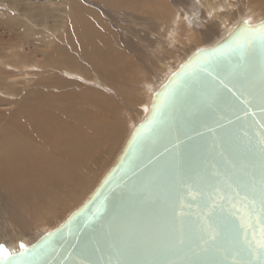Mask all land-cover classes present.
Returning <instances> with one entry per match:
<instances>
[{"label": "water", "instance_id": "water-1", "mask_svg": "<svg viewBox=\"0 0 264 264\" xmlns=\"http://www.w3.org/2000/svg\"><path fill=\"white\" fill-rule=\"evenodd\" d=\"M264 19L241 18L150 98L111 168L18 264H264Z\"/></svg>", "mask_w": 264, "mask_h": 264}, {"label": "rangeland", "instance_id": "rangeland-1", "mask_svg": "<svg viewBox=\"0 0 264 264\" xmlns=\"http://www.w3.org/2000/svg\"><path fill=\"white\" fill-rule=\"evenodd\" d=\"M7 1L0 0V128L11 129L9 122L15 107L33 88H42L46 93L53 91L54 94L55 88H67L63 91H73V95L60 104L63 108H70L73 103L83 112L102 97L121 105L117 108L118 119L114 118V122L120 124V131L113 148L110 147L108 154L97 150V146L88 150L92 174L89 182L69 204L47 216L46 221L35 224V228L26 233L24 246L63 222L95 189L116 160L132 127L143 119L145 106H140L145 101V92L155 91L159 83L165 81L168 74L192 52L210 46L223 36L226 30L220 31V36L212 40L198 44L192 42L194 37L201 40L205 33L206 28H202L200 22L207 18V4L214 3L215 13H228L232 23L241 18L250 23L264 19L263 0H207L209 3L198 0L192 8L188 0L182 4L172 0H115L122 2L123 6L118 9L103 3V0ZM89 16L99 18L104 28L103 38L106 45L111 46L108 60H105L106 54L103 55L102 51L89 55L71 51L72 41L75 40L70 37L73 20ZM207 25L209 23L203 27ZM67 58L72 63L66 61ZM144 80L147 84L143 89ZM83 121L79 120L80 123ZM93 153L97 154L91 157ZM0 200V245L8 241L14 243L20 228L8 213L7 203L10 204L11 198L1 188ZM20 245L11 247L8 252L21 249Z\"/></svg>", "mask_w": 264, "mask_h": 264}, {"label": "bare ground", "instance_id": "bare-ground-1", "mask_svg": "<svg viewBox=\"0 0 264 264\" xmlns=\"http://www.w3.org/2000/svg\"><path fill=\"white\" fill-rule=\"evenodd\" d=\"M173 1L179 4L186 2L185 0ZM188 1L191 8L198 4V0ZM104 2L117 9L122 5V2L115 0H103ZM213 4H207L206 6L207 18H204V23L199 21L202 28H206L203 38L198 40L194 37L192 42L198 44L208 41L217 35L220 36L223 31H227L232 26L233 23L230 22L231 17L229 14L225 12L215 13L216 8ZM193 10L197 11V9ZM213 18L216 20H213ZM98 19L89 16V18L76 17L73 20V31L70 33V37L75 39L72 41L71 50L74 54L78 52L89 55L102 51L103 55L106 54L105 60L109 59L108 53L111 46L106 45L103 38L104 28L100 25ZM205 23H209V26L203 27ZM221 28L224 30H221ZM111 56L113 57V55ZM65 57L67 56L65 55ZM67 59L66 61L72 63L69 58ZM162 83H159V86ZM144 84L146 86L147 81L144 80L143 84H140L143 89L145 88ZM55 89V94L52 93L53 91L46 93L42 88L28 90L15 107L12 117H10L11 129L0 128V188L11 198V201H9L10 207L7 203L8 213H10V217L17 227L20 228L17 238L14 239V243L12 242L13 244L10 241L2 243L7 250L24 244L27 240L26 233L31 232L30 230L33 229L35 224L46 221L47 216H51L60 207L69 204L85 184L89 182L88 180L92 174L89 168L91 165L88 150L93 146H97V150L105 151L108 154V150L111 149L110 147L119 136L120 124L114 122V118H117V108L121 106L120 103L117 105L113 103L112 99L108 101L105 97H102L93 105H88L84 112L80 107L79 109L76 105L75 107L73 103L70 104V108H63L60 102L68 97L71 98L73 91L68 93L63 91L67 88ZM153 91L154 89L150 92L144 91L146 93V96L144 95L145 101L140 107H145H143V110L141 109L144 111L141 118L147 113ZM79 120L84 121L80 123ZM96 154L93 153L91 157L96 156ZM4 202L6 204V201Z\"/></svg>", "mask_w": 264, "mask_h": 264}, {"label": "snow or ice", "instance_id": "snow-or-ice-1", "mask_svg": "<svg viewBox=\"0 0 264 264\" xmlns=\"http://www.w3.org/2000/svg\"><path fill=\"white\" fill-rule=\"evenodd\" d=\"M260 32L261 39L264 40V26L261 27ZM20 247L22 249L25 248L23 244H21ZM259 247L260 249L264 250V240H261ZM261 255H264V251L261 252ZM10 256H13V254L9 253L3 245H0V264H18L14 257L12 260H9Z\"/></svg>", "mask_w": 264, "mask_h": 264}]
</instances>
